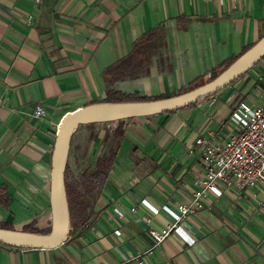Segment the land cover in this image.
Instances as JSON below:
<instances>
[{
    "label": "crops",
    "instance_id": "0c3cea01",
    "mask_svg": "<svg viewBox=\"0 0 264 264\" xmlns=\"http://www.w3.org/2000/svg\"><path fill=\"white\" fill-rule=\"evenodd\" d=\"M263 36L264 0H0V225L50 230L51 155L64 114L112 92L179 94ZM122 60L141 66L138 78L110 81ZM251 70L194 106L118 121L108 178L66 242H0V264H264V189H225L160 243L150 235L174 224L162 207L188 203L203 174L200 154L189 153L195 139L235 132L229 116L241 100L264 106V58Z\"/></svg>",
    "mask_w": 264,
    "mask_h": 264
},
{
    "label": "water",
    "instance_id": "95a60500",
    "mask_svg": "<svg viewBox=\"0 0 264 264\" xmlns=\"http://www.w3.org/2000/svg\"><path fill=\"white\" fill-rule=\"evenodd\" d=\"M263 57L264 36L217 77L194 89L151 101L93 103L64 114L57 126L51 155L50 231L39 234L0 228V242L13 247L43 249H53L66 242L70 230V213L65 187V170L72 135L81 125L143 118L181 110L223 90L249 72Z\"/></svg>",
    "mask_w": 264,
    "mask_h": 264
},
{
    "label": "built area",
    "instance_id": "2783aa9c",
    "mask_svg": "<svg viewBox=\"0 0 264 264\" xmlns=\"http://www.w3.org/2000/svg\"><path fill=\"white\" fill-rule=\"evenodd\" d=\"M41 1L33 0L35 4ZM34 115L41 118L43 108L36 106ZM229 122L235 132L223 140L216 141L214 135L199 136L190 147V154L198 152L201 156L203 174L194 180L188 203L179 204L175 209L162 207L174 224L161 233L150 230L156 243L163 241L171 231H178L177 223L203 209L210 196L219 198L223 190L232 187L264 189V106L241 100L230 114ZM143 204L148 205L146 201ZM115 234L120 235V231L116 230Z\"/></svg>",
    "mask_w": 264,
    "mask_h": 264
},
{
    "label": "trees",
    "instance_id": "16d2710c",
    "mask_svg": "<svg viewBox=\"0 0 264 264\" xmlns=\"http://www.w3.org/2000/svg\"><path fill=\"white\" fill-rule=\"evenodd\" d=\"M250 47L246 48L245 51H247ZM239 56H237V57L233 58L232 60H230L229 62H227L223 66L222 69H219V67L213 68L209 78L207 80H205V82L200 81L199 78L191 81L189 90L194 89V88H196V87H198V86H200V85H202L208 81L213 80L223 70H225L230 64H232ZM138 59H140V58H138ZM138 59H137V61H139ZM124 62H125V60H122V61L118 62L117 64L113 65L111 67V70L112 69L114 70L112 74H111V72L109 73V71H111V70L108 69L109 71H108V73L106 72V74H108L111 77L110 81H122V80H126V79L132 80V79L138 78L137 74H138V72L141 71V68H140L141 66L138 65V67H137V64H135L132 61L133 67H131V68L125 67ZM234 82L235 81H233L232 83H234ZM220 91H222V90H220ZM220 91L216 92L212 96L216 95ZM183 92H185V91L182 89L181 92H179V94H181ZM175 95H178V94H173L171 96H161V97H144V96H141L139 94L120 95L119 92H114V93L112 92L111 94H108V96L106 97V100L104 102H99V103L142 102V101H151V100L168 98V97H172ZM212 96L207 97L205 99L211 98ZM201 101H203V100H201ZM201 101H199V102H201ZM199 102H197V103H199ZM197 103H194L188 107L194 106ZM173 112H176V111H173ZM113 137H114L113 141H112V143L109 146V149L107 151L108 153L106 155L100 156L96 160V163L94 165V169L91 173H89V172L82 173L81 181L75 183L74 185H70L69 183L65 182L68 205H69L71 228H73L76 217L77 216H83V215L85 216L87 209L89 207H91V205H92V194L95 191H101L104 187V184H105V182L108 178V175L111 171V168H112V165L115 161L116 153H117V145H114L116 143L115 136H113ZM71 199L73 200L72 206H71ZM0 228L11 229V228L4 226V225H0ZM23 231L43 234V233H49L50 230H48V232H41L33 226H27L23 229ZM70 232H71V230H69L68 236L70 235Z\"/></svg>",
    "mask_w": 264,
    "mask_h": 264
},
{
    "label": "rangeland",
    "instance_id": "374dc122",
    "mask_svg": "<svg viewBox=\"0 0 264 264\" xmlns=\"http://www.w3.org/2000/svg\"><path fill=\"white\" fill-rule=\"evenodd\" d=\"M207 77L208 75H205L204 79H207ZM230 88L232 87L227 88V90H230ZM182 89L188 91L190 89V85L187 83L179 85L175 91L180 92ZM224 94L225 93L222 92L219 95L221 96ZM120 125L122 124L118 121L93 123L81 125L74 132L71 138L67 168L65 170L66 183L74 185L75 183L81 181L82 173H91L93 171L98 156L103 154V149L108 145V143H104V141L107 142L106 139L108 137L110 139V137L113 136L117 130L116 128ZM72 201L73 200L71 199V206ZM48 229H50V221L49 223L47 222L43 230Z\"/></svg>",
    "mask_w": 264,
    "mask_h": 264
}]
</instances>
